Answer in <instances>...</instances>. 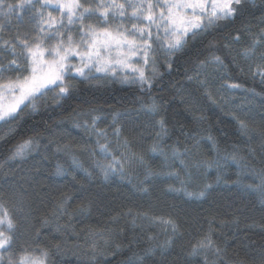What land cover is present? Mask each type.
<instances>
[{"label":"snow or ice","instance_id":"6c2138e0","mask_svg":"<svg viewBox=\"0 0 264 264\" xmlns=\"http://www.w3.org/2000/svg\"><path fill=\"white\" fill-rule=\"evenodd\" d=\"M256 7L264 12V0H259V5L256 0H13L12 3L0 0V14L4 17V23H0V129L7 130L0 134V142H11L18 126L35 119L45 105L47 109H62L85 91L99 92L116 84L128 86L142 97L138 107L127 113L113 111L111 121L103 115V108L91 104L86 112L73 109V126L83 133L78 145L80 153L68 144H57L56 151L70 155L72 171L78 170L86 181L108 182L119 177L144 196L159 182L168 184L169 193L180 194L187 200H204L214 187L206 182L213 169L219 184L221 163L231 162L239 167L244 158L235 149L211 161L197 158L202 140L216 148V139L207 129L194 130L195 135L182 132L185 141L169 145L166 140L169 121L163 115V100L152 93L166 74L176 70V61L188 57L189 67L183 71V82L176 89L185 104L201 101L217 104L219 90H215V85L220 83V90L227 95L240 91L251 103L258 102L264 107V87L258 93L222 75L228 56H231L229 63L235 64L241 73H245L241 60L256 61L255 70L249 64L246 74L253 81L259 79L264 86V15L259 17L258 30L249 39L245 33H252L251 27H234L241 16ZM13 18L17 21L15 25L11 23ZM229 28L233 30L225 38V54L209 37ZM232 45H240L243 50L237 48L233 55ZM193 50L194 56H190ZM125 119L138 125L137 131L155 133L150 147L134 151L137 146L122 139L123 130L128 127L122 124ZM195 119L202 122V118ZM249 119L238 114L239 131L244 136L252 131ZM42 146L47 152L48 145L38 136L17 142L7 150L0 168L4 164L14 168L15 164L9 161L23 167L32 153L41 155ZM78 155L93 159L94 166L85 168ZM157 158H162L159 171L152 166ZM130 173L135 179L129 178ZM54 174L67 179L69 171L57 163ZM245 178H251L252 182L243 184L238 175L236 183L250 193H259L264 201V167L249 169ZM71 199L70 196L58 199L50 214L39 217L32 225L35 238L22 242L18 235L22 207H9L0 201V264H55L53 257L66 255L61 237L69 232L76 234L68 211ZM84 211L85 208L80 209L81 214ZM145 218L166 236L179 231L180 226L170 216ZM86 232L85 245H76L77 249H83L78 258L82 255L86 264L93 261L99 264L100 258L108 255L113 234L91 227ZM50 234L51 240L45 243L43 237ZM170 243L171 240L165 239L163 246ZM149 251L146 249L145 253ZM222 252L210 223L193 243L190 255L203 256L208 264L211 255L219 260Z\"/></svg>","mask_w":264,"mask_h":264},{"label":"trees","instance_id":"16d2710c","mask_svg":"<svg viewBox=\"0 0 264 264\" xmlns=\"http://www.w3.org/2000/svg\"><path fill=\"white\" fill-rule=\"evenodd\" d=\"M12 2L13 0H6V3ZM256 3L259 5V0H256ZM261 15H264V12L260 7L253 8L251 13L246 12L241 16L234 27L235 29L251 27L252 33H245V38L249 39L258 30ZM0 23H4L2 14ZM11 23L15 25L17 21L13 18ZM232 30L225 29L209 37L222 53H227L223 45L228 32ZM231 47L233 55L237 48L243 50L240 45ZM194 53L195 50L189 55L194 56ZM187 59L188 57L177 60L176 70L166 74L156 84L152 93L158 100L161 98L163 100V115L169 121L167 143L173 145L177 140L183 143L185 136L181 134L182 132L195 135L194 130L207 129V132L216 139V148H212L209 141L202 140L197 158L202 157L211 161L235 149L244 158L241 165L238 167L231 162L228 164L222 162L219 184L216 183L214 168L213 174L206 179V182L212 183L214 187L204 200H187L180 194L169 193L168 184L159 182L152 185L148 196H144L142 193H136L127 181H122L119 177L108 182L95 179L86 181L78 170L72 171V157L56 151L57 144H68L75 152L80 153L78 145L83 133L73 126L72 110L86 112L91 104L103 108V115L111 121L110 114L113 111L121 113L132 111L134 107H138V100L142 97L132 88L120 84L109 85L99 92L85 91L65 104L62 109L55 107L47 109L45 105L35 119L18 126L11 142H0V164L7 158V150L27 137L38 136L48 145L47 152L42 146L41 155L32 153L28 163L23 167L9 161L8 163L15 164L14 168H9L8 164L0 168V201L9 207L19 205L23 209L20 213L21 228L18 234L21 242L24 239H34L35 230L32 225L36 224L39 217L46 213L50 214L52 205L58 199L70 196L72 199L69 201L71 206L68 211L72 215L76 234L69 232L68 235L61 237L65 241L66 255L53 257L55 264H86L85 258L82 255L78 258L77 255L82 253L83 249H77L76 245H85L88 236L86 229L89 227L97 231L110 230L113 234L108 255L100 258L99 264H197V261L199 264H205L203 256L194 257L190 253L193 243L202 231L208 229L210 223L223 252L219 260L211 255L208 264H212L213 261H216V264H264V201L261 200L259 193H250L236 183L238 175L243 184L251 183V178H245L247 171L264 167V107L258 102L251 103L245 93L240 91L227 95L220 90V83L215 85V90H219L217 104L208 101L185 104L176 94V89L179 83L183 82V71L189 67ZM229 61L231 56L225 59L226 68L222 75L259 93L264 86L259 84V79L253 81L251 76L246 74L249 64H252L255 70L256 61H240L245 73H241L236 65L230 64ZM220 98L223 102H220ZM48 103H52L51 98ZM238 114L250 118L249 127L252 131L249 136L240 133ZM194 117L202 118V122L198 123ZM122 124L128 125L123 130L122 139L132 141L137 146L134 151L151 146L155 137L154 132L143 129L137 131L139 126L131 120L125 119ZM6 131L0 129V134ZM148 157L151 164L150 153ZM78 159L85 168L94 166L93 159L86 155H78ZM161 159L157 158L156 163L152 165L157 171ZM57 163L68 169L67 179L55 176ZM73 176H76L75 180L72 179ZM129 178L135 179L131 173ZM81 208L86 209L83 214L80 213ZM28 213H32L30 218ZM154 215L174 218L180 226L179 231L174 236H166L160 228L145 218ZM165 239L171 240L167 247L163 246ZM43 240L45 243L49 242L51 234L43 237ZM87 243H91L90 238ZM146 249L151 251L146 254ZM91 264L97 262L93 261Z\"/></svg>","mask_w":264,"mask_h":264}]
</instances>
